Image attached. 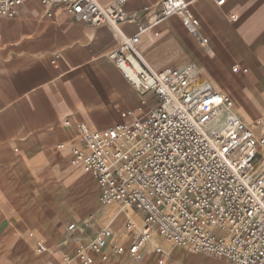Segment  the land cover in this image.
Returning <instances> with one entry per match:
<instances>
[{"label": "crops", "instance_id": "crops-1", "mask_svg": "<svg viewBox=\"0 0 264 264\" xmlns=\"http://www.w3.org/2000/svg\"><path fill=\"white\" fill-rule=\"evenodd\" d=\"M161 1L127 0L126 12L138 17L123 26L125 32L137 33L146 24L143 8ZM188 1L208 47L172 16L141 34L146 60L155 70L194 63L235 99L234 112L243 120L263 114L264 0ZM21 2L17 17H0V264H68L62 254H73L94 235L83 239L82 230L69 231L67 224L83 221L99 200L97 179L74 160L78 124L101 131L143 120L159 101L153 92L136 90L110 59L118 47L110 27L78 21L41 0ZM128 111L134 114L123 117ZM126 214L141 224V212L130 208ZM123 218L115 214L110 225L121 227ZM44 239L51 250L34 251L38 240L49 248ZM113 242L130 248L128 240L114 236ZM169 242L155 230L141 256L160 247L159 263L232 264ZM124 254L107 264H120Z\"/></svg>", "mask_w": 264, "mask_h": 264}, {"label": "built area", "instance_id": "built-area-1", "mask_svg": "<svg viewBox=\"0 0 264 264\" xmlns=\"http://www.w3.org/2000/svg\"><path fill=\"white\" fill-rule=\"evenodd\" d=\"M41 1L78 21L110 27L118 42L110 59L136 90L153 92L159 101L143 120L101 131L79 123L80 143L73 148L75 162L97 179L103 205L118 203L143 214L142 231L129 248L133 259H140L158 230L190 252L232 264H264V117L245 122L234 112L232 98L218 91L196 64L155 70L140 50L141 34L172 16L208 47L189 1L145 6L146 24L131 35L123 26L137 22L138 14L126 12L127 0ZM21 4L0 0V17H17ZM135 226L129 218L123 232ZM85 227H92L91 220ZM68 230L82 229L73 223ZM113 238V229L102 227L62 258L68 264H107L124 253ZM48 249L43 240L36 242L37 252ZM157 252L162 254V248Z\"/></svg>", "mask_w": 264, "mask_h": 264}, {"label": "rangeland", "instance_id": "rangeland-1", "mask_svg": "<svg viewBox=\"0 0 264 264\" xmlns=\"http://www.w3.org/2000/svg\"><path fill=\"white\" fill-rule=\"evenodd\" d=\"M234 101H235V99H234ZM262 117H264V113L258 115L257 117H255L253 119L244 118V120L247 123H252L254 120H256L258 118H262ZM129 210H130L129 207L122 205V204H118V203H114L111 205H103L98 200V198H96L93 202V211H92L91 215L87 216L83 221H79V222L71 221L67 225L69 226L72 223H76L82 229L83 239L88 238V234L94 235L95 232L102 227H110L113 229L114 236H115V239L117 241H120L121 239L122 240H128L131 244L136 239V237L139 235V233L142 231V228L144 225V223H142V221H143L144 216L141 217V224L137 223V221L135 219L136 226L130 232H123L127 220L129 218L133 217L132 215L128 216L126 214ZM117 213H120L121 215H123L124 218H123V222H122L121 227L114 229L110 225V222L114 218V215ZM89 220H91V222H92V227H85L86 222ZM158 232L164 236V234L162 232H160V231H158ZM75 235H78V234H75ZM75 235L72 236L71 239L75 238L76 237ZM45 241L49 244L48 240H45ZM87 242H90L89 238L87 239ZM130 244H129V246H130ZM169 244H170V246L175 247V245L172 242H169ZM33 248H34V244H33ZM175 248L183 250V251H185V253L186 252L189 253L188 251H186L182 248H178V247H175ZM35 249L36 248H34V251H35ZM49 249L51 250L50 244H49ZM128 250H129V247L124 248L125 254L123 256H121L120 258H118L120 260V264H149V263H151V264H175V263H171L169 261H165L163 257H161V260H164V261L162 263H159L160 256L156 251H152L147 257H146L147 254L145 251L143 253V255L140 257V259L135 260V259H132ZM113 262H114V260H112V263Z\"/></svg>", "mask_w": 264, "mask_h": 264}]
</instances>
